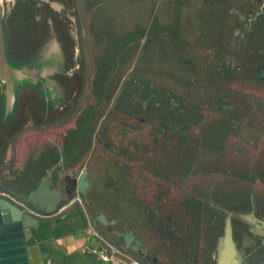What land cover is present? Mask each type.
<instances>
[{
    "label": "rangeland",
    "instance_id": "374dc122",
    "mask_svg": "<svg viewBox=\"0 0 264 264\" xmlns=\"http://www.w3.org/2000/svg\"><path fill=\"white\" fill-rule=\"evenodd\" d=\"M62 1L66 9L55 18L62 23L71 16L72 45L79 46L74 83L64 89V102L54 110L60 112L47 124L31 116L40 109L34 96L23 98L19 113L31 115L17 127L31 133H22L19 143L17 134L0 137V181L27 193L15 161L56 159L55 145L69 144L62 150L65 156L70 152L67 162L71 158L77 169L88 171L83 205L142 236L152 257L177 260L187 254L195 264H213L225 210L243 205L264 212V149H252L241 138L249 136L245 127L255 126L253 121L264 123V108L254 114L256 106L247 101H255L254 90L264 93V83L254 78L259 66L249 57L239 73L233 66L238 29L247 55L264 45L263 0L253 6L248 23L243 14L250 0ZM0 5L8 57L24 60L42 48L50 14L45 3ZM232 6L239 17L227 11ZM34 15L43 22L36 23ZM257 58L264 61V55ZM234 90L240 93L234 96ZM9 146L15 154L10 160ZM43 159L34 163V174L42 172ZM188 174H199L193 190ZM128 254L142 262L141 254ZM255 256L252 250L245 260L258 263Z\"/></svg>",
    "mask_w": 264,
    "mask_h": 264
},
{
    "label": "crops",
    "instance_id": "0c3cea01",
    "mask_svg": "<svg viewBox=\"0 0 264 264\" xmlns=\"http://www.w3.org/2000/svg\"><path fill=\"white\" fill-rule=\"evenodd\" d=\"M41 1L45 3L47 10L50 13L44 20L45 24H48V26L46 25L48 28H46V38L42 48L34 49L33 52L37 49L38 50L33 55L27 53V57L24 60L18 59V61H15L12 57H8L10 66L4 64L2 66V73H0V85L2 86L0 89V137H11L17 134V138L14 141L16 143H19L20 141L22 142L24 139V136L19 138L22 133H31L30 130L27 132H19V127H17L20 118H27L31 115L24 112L26 115L24 114V116H22L23 114L19 113V106L22 103L23 98H25L27 94H32L34 96L35 102L39 105L40 109H35L36 111L33 112L34 115L31 116L38 117L43 123L47 124L50 119L57 118V114L60 111L58 110L55 113L54 110L64 102V89L74 83L73 80L75 77H72L74 75L73 71L78 68V62H76V59L77 54L79 53V46L77 45L75 47V45H72L71 38H75V35H72V29H69L71 26L69 21L73 22V19L70 15H66L65 18L67 20L63 21L68 24H64V22L61 23L55 18L57 14L59 15V18L61 17L60 13L66 9V5L62 0ZM237 1L239 0H233L232 3L234 4ZM250 1L249 4L246 5L243 14V17L246 18V23L252 20L251 17L255 13H252L253 6L258 3V0ZM232 3L226 2V5L229 6L230 4L232 5ZM229 8H227V11H231L232 14H237L239 17L240 12L237 11L235 6H232L231 10H229ZM33 18L36 20V23H39V20H42L40 22H43V19H40L39 16L34 15ZM73 24H75V22H73ZM240 33L243 34L244 32L239 31L238 29L237 33H234L233 35L235 39L236 37L238 39V46L233 49L236 54L233 65L234 69L239 67V64H242L243 61V55L241 54L242 35H240ZM4 38L8 56L9 49L5 31ZM44 127L46 126L44 125ZM64 146L60 143L55 145L56 149L59 151L58 158L56 159L46 160L44 158L45 156H36L34 160L30 161V163L25 160L15 161V165H17V169L15 167L17 172L16 177L19 179V183L25 185L27 192L38 187L40 183H43L45 187L50 186L51 188H56L57 182L60 178L59 174L67 173L71 169H74L71 167L77 166V162L74 163L71 158L70 161L72 163L67 162L68 160L65 157H67L70 152L66 151L67 156H65V153L62 151L63 149L68 150L72 148L70 147L71 145L64 144ZM68 146L70 148H68ZM20 148L21 147H18V152ZM3 149L4 148L2 147V150ZM6 149V155L10 160V158L15 155L13 151L14 149H12V146L7 147ZM75 149L76 147L73 148V150ZM16 156L18 157V154ZM41 159H43L41 164V167L43 168L40 170L42 172L34 174V163ZM65 166H69L70 168L67 170ZM75 169H77V167ZM24 173L29 174V176ZM23 175L26 176L25 182L21 181ZM0 182L1 185L5 186L2 181ZM11 189L21 193V188L12 187ZM84 196L85 194L76 192L74 197L65 201L55 213L48 217H40L42 221H47L49 223L36 234L34 245L31 248L34 264H107L89 250V248L93 246H102L101 240L98 237L91 236L87 233L90 228H94L97 233L114 246L123 249L126 252H128V250L133 251L127 244H125L122 237L118 234V232H124L131 228H119L116 225L117 223L114 220H111V218H106L108 220L107 225L98 222L96 216L102 213V211L87 207L85 204L86 202H84L83 205L81 199L84 198ZM0 197H6L13 201H15L16 198L14 194L7 190L5 193H1ZM155 225H157L156 221L154 223V226ZM171 230H174V228L172 227ZM132 233H134L133 230ZM134 235L135 238L142 241L144 246V238L142 236L138 237L135 233ZM215 247L216 246L213 248L214 250L216 249ZM214 250H212V253H214ZM180 256L183 258L177 260L162 261L161 259L156 258L157 262L155 263L152 261L148 262V260L143 258L141 263L188 264L190 262L187 254H182ZM211 259L213 260V264H216L214 254H212ZM190 263L195 264V261L192 260ZM203 263L210 264L208 259Z\"/></svg>",
    "mask_w": 264,
    "mask_h": 264
},
{
    "label": "water",
    "instance_id": "95a60500",
    "mask_svg": "<svg viewBox=\"0 0 264 264\" xmlns=\"http://www.w3.org/2000/svg\"><path fill=\"white\" fill-rule=\"evenodd\" d=\"M4 64L10 66L4 38L3 10L0 5V73ZM59 177L56 188L45 187L40 183L25 194L0 184V194L7 190L16 197L15 201L0 197V264H34L31 248L36 234L49 223L42 221L40 217L55 213L76 192L85 194L89 187L85 166L81 170L71 169L68 173H60ZM96 220L101 224H108L103 213L98 214ZM118 234L134 252L141 254L146 260L157 262L156 257L149 254V250L143 247L142 241L135 238L131 230ZM214 256L216 264H242L232 238L229 220L226 221L224 235L216 245Z\"/></svg>",
    "mask_w": 264,
    "mask_h": 264
},
{
    "label": "flooded vegetation",
    "instance_id": "af4514ba",
    "mask_svg": "<svg viewBox=\"0 0 264 264\" xmlns=\"http://www.w3.org/2000/svg\"><path fill=\"white\" fill-rule=\"evenodd\" d=\"M264 2V0H263ZM237 33V31L235 32ZM255 33V32H254ZM256 34V33H255ZM257 36H254L253 38L256 39ZM258 41V39H256V42ZM249 54L247 55V53L244 51V48L242 46V52L241 54L243 56H245L246 59H244L245 61H242V64H239V67H236V72L239 73V71H241L244 67L247 66V57H249V59H252V64L254 63L256 66H259L256 69V72L254 74V78L256 79V81H261L262 83H264V67H261L259 64L263 63L264 61L261 62L258 60L257 55H264V45L263 46H254L252 48L248 49ZM261 62V63H259ZM253 64V65H254ZM263 92V91H262ZM240 92L236 90H234V96L238 95ZM253 95H255L253 100L248 99L247 101L249 102V107H255V111L254 114H259L262 112V110H257L258 107H262L264 108V103L261 104H257L258 100L261 102H264V93H261L259 91L254 90ZM240 97L241 94H240ZM240 100V99H239ZM240 107H243V104H240ZM230 112V107H228L225 112ZM253 123H256L255 126L252 127H245L246 129V133L249 134V136L243 135L241 136L242 139H244V143L248 144L252 149H259V148H263L264 149V123L261 122H255L253 121ZM243 127V126H242ZM204 165H202V168L200 170H204L206 167L205 163H203ZM204 166V167H203ZM207 169V168H206ZM81 170V169H79ZM194 175V176H193ZM199 174H188L187 175V183H191L190 184V189L193 190V188L195 187V184H193V181H195L194 179H196V177ZM202 176L200 177H204L205 175L203 173H201ZM209 195V194H208ZM216 209V212L221 213V209L220 206L214 203L213 206ZM226 215L224 216V226H223V231L222 234H219L216 238H215V246L219 243L221 237L224 235V228H225V224L226 221L229 220L230 225H231V232H232V238L233 241L236 245L237 251H238V255L241 259V263L242 264H254V263H249L247 262L245 259L250 256L251 251L255 250V258L256 260H258V263L255 264H264V212H260L258 211V209L254 206H239V207H235L231 210H225ZM233 217H235L239 223L234 222L233 223ZM216 248V247H215ZM216 249L214 250V254H215Z\"/></svg>",
    "mask_w": 264,
    "mask_h": 264
},
{
    "label": "built area",
    "instance_id": "2783aa9c",
    "mask_svg": "<svg viewBox=\"0 0 264 264\" xmlns=\"http://www.w3.org/2000/svg\"><path fill=\"white\" fill-rule=\"evenodd\" d=\"M87 233L101 240L102 246H93L89 250L107 264H142L132 258L128 252L107 242L94 228H90Z\"/></svg>",
    "mask_w": 264,
    "mask_h": 264
},
{
    "label": "bare ground",
    "instance_id": "6f19581e",
    "mask_svg": "<svg viewBox=\"0 0 264 264\" xmlns=\"http://www.w3.org/2000/svg\"><path fill=\"white\" fill-rule=\"evenodd\" d=\"M10 1V0H9ZM8 5V4H7ZM39 20V19H38ZM71 25V24H70ZM54 42V41H53ZM55 43V42H54ZM70 74V73H69ZM68 106V105H67Z\"/></svg>",
    "mask_w": 264,
    "mask_h": 264
}]
</instances>
